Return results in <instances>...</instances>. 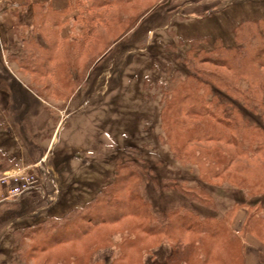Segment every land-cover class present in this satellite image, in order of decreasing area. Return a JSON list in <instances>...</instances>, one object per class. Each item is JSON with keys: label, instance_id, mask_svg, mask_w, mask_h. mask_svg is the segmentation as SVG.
<instances>
[{"label": "rangeland", "instance_id": "374dc122", "mask_svg": "<svg viewBox=\"0 0 264 264\" xmlns=\"http://www.w3.org/2000/svg\"><path fill=\"white\" fill-rule=\"evenodd\" d=\"M103 10L104 20L95 21V11L85 16L78 9L69 11L64 23L39 15L31 35L12 32L10 47L2 39L0 178L31 174L37 189L10 198L11 184L0 187V264H244L247 237L262 245L259 260L264 264V200L248 197L241 187L262 193L264 185L257 183L263 179L258 176L263 162L255 167L219 142L190 141L176 132L167 131L168 145L160 141L164 88L176 71L186 72L181 60L188 44L210 38L208 48L219 38L230 45L233 27L264 18V0H128ZM44 48L51 57H43ZM26 54L35 63L19 62ZM248 117L264 127L258 116ZM171 145L188 164L175 160ZM198 149L214 160L227 150L233 160L205 182ZM128 161L144 168L141 199L152 213L187 208L202 217L226 219L236 237L224 232L215 241L182 224L161 235L146 230L140 214L125 204L115 209L100 203L93 206V215L108 222L90 227L81 220L71 237L52 244L44 240L51 229L43 237L33 234L38 226L50 228L82 216L98 191L116 182V165ZM133 183L125 180V200ZM196 184L212 197V206L178 191ZM114 197L120 202L124 192ZM240 211L244 222L235 231Z\"/></svg>", "mask_w": 264, "mask_h": 264}, {"label": "trees", "instance_id": "16d2710c", "mask_svg": "<svg viewBox=\"0 0 264 264\" xmlns=\"http://www.w3.org/2000/svg\"><path fill=\"white\" fill-rule=\"evenodd\" d=\"M127 1L69 0L67 8L62 14L66 16L72 9H78L86 16V13L95 11V15H97L91 17V20H101L102 18L104 20L105 12L103 9L114 5L115 2L125 4ZM55 18L53 16L52 22L57 23ZM58 19L60 21V18ZM88 21L91 22L90 17ZM82 31L84 34L88 33L85 29ZM147 31L148 29H146V33ZM209 39L199 38L190 41L191 44L187 46L186 57L181 60L186 72L176 71L175 75L169 77L161 100L160 119L163 135L160 141L168 145L170 138L167 131H171L190 141L219 142L231 148L234 151L233 155L251 163L254 162L255 167L261 160L264 168V127L248 117V114L258 116L264 124V18L247 19L233 27L230 45L225 44L219 38H215L212 45L209 46L210 48H207L205 45H210ZM44 49L43 57H51V51H48L47 48ZM26 56L28 57L21 58L19 62L24 63L30 59L33 61L30 55L26 54ZM33 63L35 62L33 61ZM205 65L219 69V72L214 69L211 70ZM171 150L175 160L184 165L189 163L179 156L180 152L178 153L172 145ZM204 152L198 149L195 154L201 157L205 164L203 174L200 175L201 180L205 182L208 180L209 182L218 177L220 169L224 168L225 170L231 164L233 155L227 150H223L220 152V158L217 159L219 161H217L212 158L213 154ZM194 164H198V162ZM244 170L248 172L247 167ZM115 171H117L116 182L121 186L120 190L124 192V198L120 202L115 201L114 195L121 191L115 185L116 182L111 183L98 191L97 196L92 201L94 203L88 205L79 218L65 219L64 222L50 228L38 226L33 234L37 237H43L45 232L50 229L53 234H59L60 236L57 238H51L53 234L46 235L47 240H44L49 241L50 244L52 241V243L57 240L61 242V240H67L71 237L79 229V221L81 220L90 227L108 222L107 220L101 221L99 213L93 215V206L100 203L101 207H115V209H120V205L125 204L140 214L146 230L154 231L157 234L168 236L170 233L168 231L172 230L173 224H182L192 230L196 229L198 234H209L213 240L221 237L224 232L227 235L230 233L232 238L236 237L227 227L226 219L202 217L187 208H174L160 216L152 213V207L149 203L141 199L142 194L140 192L144 190L146 185L144 168L135 162L128 161L121 163L119 167L116 165ZM258 173L260 174L258 176H262L263 179L257 184L263 183L262 185H264V169ZM125 180L134 182L128 188L126 200ZM233 185L240 186L236 182ZM175 186L174 183L172 187ZM241 187L248 197L260 195L261 200H264V186L259 187L262 189L261 194L256 193L257 191L253 190L252 187ZM178 191L193 202L212 206L209 203L212 197L200 184H196L192 188L181 185ZM261 200L258 201L261 203ZM238 205L244 206L240 203ZM261 209H263L261 211L264 214V206ZM18 244L22 246L20 242Z\"/></svg>", "mask_w": 264, "mask_h": 264}, {"label": "crops", "instance_id": "0c3cea01", "mask_svg": "<svg viewBox=\"0 0 264 264\" xmlns=\"http://www.w3.org/2000/svg\"><path fill=\"white\" fill-rule=\"evenodd\" d=\"M68 3L69 0H0V47L2 46V39H6V46L10 47L12 32L26 31L31 35V31L35 29V23H37L39 15L55 16L56 18H60L61 23H64V19H68V17L65 18L62 13L66 10ZM9 73L12 74L11 70ZM12 79L19 88L26 89L18 82L14 75H12ZM37 99L43 102L40 98L37 97ZM30 109L31 106L29 105V111ZM241 212L243 211L237 213L234 218V230H238L244 222ZM253 239V237L245 239L246 252L244 264H261L259 253L263 251V248L257 240L254 241Z\"/></svg>", "mask_w": 264, "mask_h": 264}, {"label": "built area", "instance_id": "2783aa9c", "mask_svg": "<svg viewBox=\"0 0 264 264\" xmlns=\"http://www.w3.org/2000/svg\"><path fill=\"white\" fill-rule=\"evenodd\" d=\"M7 185H10L11 187L8 190V197L10 198H17L25 193L37 189L36 184L34 182V176L27 173L5 175L1 177L0 187L3 188Z\"/></svg>", "mask_w": 264, "mask_h": 264}]
</instances>
